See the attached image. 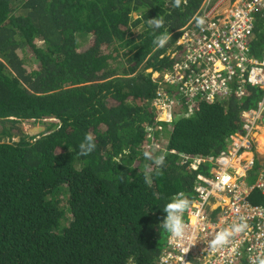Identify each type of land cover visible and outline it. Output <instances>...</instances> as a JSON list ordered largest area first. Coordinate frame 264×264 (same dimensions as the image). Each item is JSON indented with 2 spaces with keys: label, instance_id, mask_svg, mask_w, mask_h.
Returning <instances> with one entry per match:
<instances>
[{
  "label": "trees",
  "instance_id": "16d2710c",
  "mask_svg": "<svg viewBox=\"0 0 264 264\" xmlns=\"http://www.w3.org/2000/svg\"><path fill=\"white\" fill-rule=\"evenodd\" d=\"M204 1L0 0V264H157L169 239L162 207L180 194L193 204L198 176L214 166L206 159L230 148L242 113L262 97L240 74L210 100L156 78L176 63L169 46L184 51L179 29ZM153 18L164 27L150 28ZM250 46L259 57L264 11ZM160 94L174 106L170 120ZM26 121L45 133L26 134ZM89 132L96 148L81 156ZM250 199L264 206L257 191Z\"/></svg>",
  "mask_w": 264,
  "mask_h": 264
},
{
  "label": "built area",
  "instance_id": "2783aa9c",
  "mask_svg": "<svg viewBox=\"0 0 264 264\" xmlns=\"http://www.w3.org/2000/svg\"><path fill=\"white\" fill-rule=\"evenodd\" d=\"M260 11H264V0H205L202 14L179 29V43L186 53L163 79L180 85L181 97L189 99L203 92L210 100L215 93L227 94L231 90L228 81L237 74L260 89L262 97L242 113L241 130L232 135L230 148L206 159L214 162L210 175L198 176V197L184 215L196 242L185 254L168 242L157 264H253L264 259V208L253 206L246 199L247 188L237 184L256 165L260 144L264 147V48L259 57H253L250 46ZM197 18L204 20L202 26L197 25ZM157 105L163 117L171 115L168 96L160 94ZM261 168L256 187L264 193V162ZM255 219L254 228L250 222ZM241 220L246 224L243 231L214 251L208 249L216 233Z\"/></svg>",
  "mask_w": 264,
  "mask_h": 264
},
{
  "label": "clouds",
  "instance_id": "9594fccd",
  "mask_svg": "<svg viewBox=\"0 0 264 264\" xmlns=\"http://www.w3.org/2000/svg\"><path fill=\"white\" fill-rule=\"evenodd\" d=\"M184 2L186 4L187 0H184ZM180 4H181V0H174V7L179 8ZM202 12H203V6L198 10V13H196L193 16V18L199 17L202 14ZM193 18H191V19H193ZM196 22H197L198 26H202L204 24V20L200 19V18H197ZM148 26L150 28H152L153 30L160 29V28L164 27V20L160 19V18L149 19L148 20ZM169 39H170L169 35H167L165 33V34H161L159 36H156V38L153 40V43L157 47H164ZM179 39H180V36L177 40V44L182 45L179 43ZM182 46H184V45H182ZM174 48L175 49L172 51L168 50V52H169L168 54L170 57L176 59V62H177L180 59H182V57H184V55L186 53V47H185L184 51H182V53L180 52L179 49H177V46ZM170 70H172V68L163 72V74L156 73V77L162 76V78H164L163 77L164 74H166ZM207 100H209V99L207 98ZM173 108H174V106H172L171 115L167 116V117H169L167 120H170L174 116ZM183 115H185V114L183 113ZM43 127H44V125H43ZM43 132L45 133V129ZM43 132H41V133H43ZM41 133H39V134H41ZM28 134L30 135V133H28ZM35 135H38V134H35ZM30 136H34V135H30ZM260 147L261 148H259V153L257 155L258 158L256 161V165L253 166L248 171L246 176L240 177L239 182L237 184H239L240 186H242L244 188H247L248 191L245 193V196H246V199L253 206H260V207L264 208V206L255 205L250 199L251 195L255 191L260 193V195L264 198V193L259 188L256 187L258 176L261 174V171H262L261 166H258V164L259 163L262 164V162H264V147L261 144H260ZM95 148H96V143H95L94 135L90 132L86 133L84 135L83 141L80 142L78 145L79 154L81 156H88L89 154H91L95 150ZM123 155H125V156L129 155V152L127 149H124ZM143 157L146 161L154 162L157 166H162L164 164V160H165L164 155L154 156L153 152L150 150H144L143 151ZM114 161L118 165L120 163H123L121 157H114ZM149 171H150V169L145 170L143 175H144L145 183L150 185L151 179L149 178ZM123 178L124 177H121V181ZM231 193H232V191L228 192L227 197H229L231 195ZM189 207H190V201L187 198H185L183 196V194H180L179 196L173 197L170 201H168L162 207L163 211L166 213V216L164 217L163 221L160 223L159 228H162L167 234H169V241H168L169 245L172 246L175 250H177L181 254L187 253L189 248L196 242L195 235L194 234L190 235L188 233V225L185 221L184 214ZM217 212L219 213V212H221V210L219 209ZM250 225H251V227L255 228L256 225H258V220L255 219V220L251 221ZM245 227H246V224L243 222V220H241V222L239 224H234L233 227H230L228 229H224V230L216 233L214 238L209 243L208 249L214 251L218 247L223 246L224 244L227 243L229 237L233 236L236 233L243 231ZM260 262H257V263H260ZM257 263H253V264H257Z\"/></svg>",
  "mask_w": 264,
  "mask_h": 264
},
{
  "label": "rangeland",
  "instance_id": "374dc122",
  "mask_svg": "<svg viewBox=\"0 0 264 264\" xmlns=\"http://www.w3.org/2000/svg\"><path fill=\"white\" fill-rule=\"evenodd\" d=\"M134 16H135V18L137 17V14H134ZM135 32H138V30L136 29L135 30ZM37 42V44L39 45V46H41L42 45V41L41 40H37L36 41ZM175 45H173V46H169V51H172V50H174L175 48ZM28 54L27 55H25V57L23 58V60H24V66L26 67V69H28V70H30L31 68V66H33V67H35V65L36 64H34L33 62H32V60L34 61V58L32 57V55L30 54L31 52H27ZM157 78V77H156ZM44 124H43V122H37V123H35L34 121H26V122H24V123H21V124H19V126L22 128V131H24L26 134H28V133H30V131L31 130H33L35 127H39V126H43ZM45 127V126H44ZM17 132V131H16ZM18 133V132H17ZM19 138H18V136L17 135H15L13 138H12V141L13 140H18ZM8 140V138H6V140L5 141H7Z\"/></svg>",
  "mask_w": 264,
  "mask_h": 264
},
{
  "label": "water",
  "instance_id": "95a60500",
  "mask_svg": "<svg viewBox=\"0 0 264 264\" xmlns=\"http://www.w3.org/2000/svg\"><path fill=\"white\" fill-rule=\"evenodd\" d=\"M44 129L45 128L43 126L35 127L34 130L30 131V135L39 134V133L43 132Z\"/></svg>",
  "mask_w": 264,
  "mask_h": 264
}]
</instances>
